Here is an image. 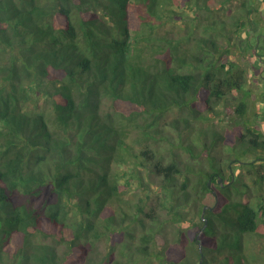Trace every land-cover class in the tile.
<instances>
[{
	"label": "trees",
	"instance_id": "obj_1",
	"mask_svg": "<svg viewBox=\"0 0 264 264\" xmlns=\"http://www.w3.org/2000/svg\"><path fill=\"white\" fill-rule=\"evenodd\" d=\"M263 2L0 0V264H264Z\"/></svg>",
	"mask_w": 264,
	"mask_h": 264
},
{
	"label": "rangeland",
	"instance_id": "obj_2",
	"mask_svg": "<svg viewBox=\"0 0 264 264\" xmlns=\"http://www.w3.org/2000/svg\"><path fill=\"white\" fill-rule=\"evenodd\" d=\"M262 10H263L262 12H263V17H264V2L262 4ZM189 15L193 16L194 13L192 11L191 12L189 11ZM260 19H261V17H260ZM157 22H159V21H157ZM261 23H264V22L261 21ZM170 27H172V26L171 25H165V26L159 27V29H160L161 33H165L166 29H168ZM250 33H252V32H250ZM247 35L248 34L245 32L242 34V37H241L242 39L239 38L237 40V43L241 44L242 47L245 46L244 42H245ZM242 51H244V49H242ZM251 53H252L251 50H248V51L245 50L244 53L235 52L233 56L235 57L234 59L238 63H240L241 65L249 66V67L253 66L254 67L253 72L255 73V76H256V74L257 75L262 74L263 70L260 67V65L254 66L255 61H254V59L252 60ZM241 54H243V55H241ZM262 83H264V78H262V80L261 79H256V80L253 79V81L248 84L249 88H251V90L253 92V96H255V95L257 96L260 93V91L263 90V86L261 85ZM232 101H233V99H232ZM249 101H250L249 107L252 109V107L255 104L254 99L250 98ZM229 106L230 105H228V109H227L222 105V110H223V114H222L223 117L222 118H217L213 122H209V123L196 122L192 126V128L189 129V134L194 135L200 127L217 126L218 128H221L222 131L224 130V133H227L230 137L235 135L234 134L235 133L234 125H231V124H233L231 122V120H232L231 116L234 113L231 112ZM253 110H255V109L253 108ZM177 112H178V110L170 112L167 115V121H169V119L171 117H174L177 114ZM167 127L171 130L172 136H171L170 140L165 139V138L158 140L156 146H158V149L161 151V153L165 155L167 160H169V159H171V157H173L172 153H173V151H175L176 152V158L180 159L183 162H189V163L195 164L198 161V159L194 158L193 153L186 152L184 150V148L179 145L181 140H180L179 136H177L178 132L173 127H170V125H167ZM263 127H264V122H263ZM226 161H224V164H223L225 169H226V166L228 164V162H226ZM242 174H243V176L247 182H249V183L252 182L250 176L246 172H243ZM181 178H182V176L180 177V179ZM146 181L149 183V186L151 185L152 188L157 187V185H155L154 182H152V180L148 179L147 177H146ZM153 181H156L157 183H159L160 181H162V179L160 177H157ZM134 183L135 184H133L132 187L128 190V192H126V194H125L126 201H127V203H129L131 205L132 209H135L137 207L136 204L140 205V203H142L143 199L146 197V192L141 191L138 184L136 182H134ZM152 188H149L147 190L152 198H151V200L150 199H146V200H148V201L150 200L151 204H155L156 191L151 190ZM127 199H129L130 202H128Z\"/></svg>",
	"mask_w": 264,
	"mask_h": 264
},
{
	"label": "water",
	"instance_id": "obj_3",
	"mask_svg": "<svg viewBox=\"0 0 264 264\" xmlns=\"http://www.w3.org/2000/svg\"><path fill=\"white\" fill-rule=\"evenodd\" d=\"M220 182L222 181V179L220 178V180H219ZM209 184H210V182H209ZM214 193H216L215 191H214ZM202 259H203V256H202V258H201V261H200V263L202 262Z\"/></svg>",
	"mask_w": 264,
	"mask_h": 264
}]
</instances>
